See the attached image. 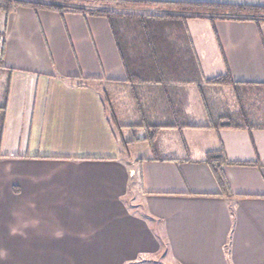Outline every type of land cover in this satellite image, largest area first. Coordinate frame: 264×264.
Here are the masks:
<instances>
[{
	"label": "crops",
	"instance_id": "crops-1",
	"mask_svg": "<svg viewBox=\"0 0 264 264\" xmlns=\"http://www.w3.org/2000/svg\"><path fill=\"white\" fill-rule=\"evenodd\" d=\"M184 30L200 79L138 82L105 16L0 11V264H264V121L235 93L264 89V20ZM226 71L234 88L205 82Z\"/></svg>",
	"mask_w": 264,
	"mask_h": 264
},
{
	"label": "trees",
	"instance_id": "trees-1",
	"mask_svg": "<svg viewBox=\"0 0 264 264\" xmlns=\"http://www.w3.org/2000/svg\"><path fill=\"white\" fill-rule=\"evenodd\" d=\"M19 5L29 6L35 10L50 9L59 14L91 12L105 16L126 69L127 79L138 82L188 83L200 79L191 38L184 30V23L187 19L206 18L211 22L216 19L264 20V7L211 2L0 0V11L6 15ZM151 7L160 11L159 8L163 7L162 9L167 11L163 14L138 13L142 8ZM205 82L229 85L233 88L236 84L228 71L210 77ZM235 91L239 101L248 99L253 101L252 97L247 96L251 94V91L241 92L239 88ZM260 92H262V97L259 95L258 97L264 99V89ZM6 95L7 90L3 100H6ZM240 96L244 97L240 98ZM0 123H2V119H0ZM255 127L264 128V123L255 125ZM216 128H243V126L233 123L230 118L222 117ZM203 162L211 167L219 186L223 190L229 191L227 181L221 172V166L231 162L226 159L222 149L206 152Z\"/></svg>",
	"mask_w": 264,
	"mask_h": 264
},
{
	"label": "rangeland",
	"instance_id": "rangeland-1",
	"mask_svg": "<svg viewBox=\"0 0 264 264\" xmlns=\"http://www.w3.org/2000/svg\"><path fill=\"white\" fill-rule=\"evenodd\" d=\"M114 6V5H113ZM113 6H111V7H113ZM163 8V7H162ZM162 8H159V9H161V11L160 10H157V9H153L152 7L151 8H142L141 10H139V12L138 13H160V14H163V13H165L167 10H165V9H162ZM112 9H114V8H112ZM155 10H157V11H155ZM159 11V12H158ZM137 12V11H136ZM93 84V86L99 91V93L102 95V97H105L106 98V91H105V89L104 88H101V87H99L98 85L96 86L94 83H92ZM261 94H262V92H260V91H256L255 89H252V92H251V94L249 95H247V96H250V97H252L253 98V102H252V106H248V105H246L245 106V109L247 108V111L246 112H248V116L250 117V118H247V120L249 121V122H251V123H254V122H259L260 120H261V122H263L264 121V102H263V104H257V101H261L262 100V98H260V97H258V95L259 96H261ZM262 97V96H261ZM255 103V104H254ZM262 103V102H261ZM107 106H109L108 104H107ZM111 111V112H110ZM110 111H109V118H110V120H111V125H112V127L114 128V130L118 133V129L120 128L119 127V125L118 124H116V122L114 121V119L112 118V110H111V108H110ZM247 114V113H246ZM263 117V118H262ZM113 120V121H112ZM254 121V122H253ZM118 125V126H117ZM253 126V125H252ZM162 252V251H161ZM164 254V253H163ZM162 259H165L164 260V263H162L160 260L161 259H158L157 260V262L158 263H156V264H174V263H171V260H172V258H171V256H170V253L169 252H167V257L166 258H162ZM167 262H169V263H167Z\"/></svg>",
	"mask_w": 264,
	"mask_h": 264
},
{
	"label": "built area",
	"instance_id": "built-area-1",
	"mask_svg": "<svg viewBox=\"0 0 264 264\" xmlns=\"http://www.w3.org/2000/svg\"><path fill=\"white\" fill-rule=\"evenodd\" d=\"M3 43H4V38L0 34V58H1L2 50H3Z\"/></svg>",
	"mask_w": 264,
	"mask_h": 264
}]
</instances>
